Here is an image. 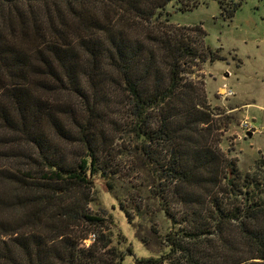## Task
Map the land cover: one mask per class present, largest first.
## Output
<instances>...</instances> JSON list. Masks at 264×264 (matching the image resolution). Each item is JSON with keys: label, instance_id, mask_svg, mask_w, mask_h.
I'll return each instance as SVG.
<instances>
[{"label": "trees", "instance_id": "1", "mask_svg": "<svg viewBox=\"0 0 264 264\" xmlns=\"http://www.w3.org/2000/svg\"><path fill=\"white\" fill-rule=\"evenodd\" d=\"M171 1L0 0V157L32 149L18 148L26 164H0V264H126L88 209L118 131L153 164L177 225L167 253L135 264H264V160L242 171L221 150L184 75L206 59L196 36L161 19ZM218 1L229 17L242 2Z\"/></svg>", "mask_w": 264, "mask_h": 264}, {"label": "rangeland", "instance_id": "2", "mask_svg": "<svg viewBox=\"0 0 264 264\" xmlns=\"http://www.w3.org/2000/svg\"><path fill=\"white\" fill-rule=\"evenodd\" d=\"M222 1L226 8L232 5V0ZM224 12L218 0H172L162 10L161 19L188 26L185 31L196 36L198 49L206 59H195L184 75L202 87L223 153L240 170L251 171L264 160V0H242L231 17ZM195 26H201L204 33L192 31ZM224 84L232 94L223 95ZM108 93L114 100L111 89ZM106 110L110 113L111 108ZM113 142L112 152L102 153V157L111 158L113 166L108 173L98 171L93 175L88 209L103 218L101 229L111 238V246L124 255V263L135 264V257L167 253L165 235L177 225L156 195L159 180L153 164L141 161L133 150V137L118 131ZM59 143L67 153L73 152L65 142ZM2 145L0 142V156L7 149ZM18 148L26 153L32 150L25 145L14 146L7 151L9 158L0 157V164H26ZM97 228L87 243L93 240ZM162 264L179 263L165 260Z\"/></svg>", "mask_w": 264, "mask_h": 264}, {"label": "built area", "instance_id": "3", "mask_svg": "<svg viewBox=\"0 0 264 264\" xmlns=\"http://www.w3.org/2000/svg\"><path fill=\"white\" fill-rule=\"evenodd\" d=\"M229 94H232V90L226 84H224L223 95L226 96ZM92 237L94 238V234H92Z\"/></svg>", "mask_w": 264, "mask_h": 264}]
</instances>
